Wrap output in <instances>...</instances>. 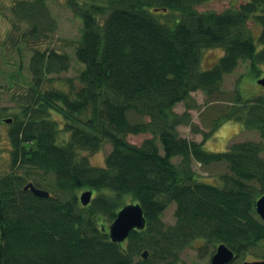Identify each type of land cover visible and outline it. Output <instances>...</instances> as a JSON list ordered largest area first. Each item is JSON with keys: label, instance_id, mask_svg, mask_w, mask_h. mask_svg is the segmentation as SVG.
Instances as JSON below:
<instances>
[{"label": "trees", "instance_id": "obj_1", "mask_svg": "<svg viewBox=\"0 0 264 264\" xmlns=\"http://www.w3.org/2000/svg\"><path fill=\"white\" fill-rule=\"evenodd\" d=\"M209 1L70 0L81 20L73 44L82 68L75 77H57L64 88L54 75L67 70L70 56L30 46V84L18 93L8 86L11 107L2 105L0 84V125H9V165L0 168V264H180L179 252L197 240L226 245L235 254L227 264H235L264 242V220L255 207L264 195V95L235 97L210 132L200 130L190 113L198 107L192 93L202 91L209 106L223 76L240 63L258 75L264 0L232 3L221 12L197 9ZM43 3L16 2L13 26H30L23 38L47 37L56 26L40 10ZM170 11L179 18L160 21ZM250 21L259 27L256 35ZM210 48L222 54L202 67V53ZM178 103L185 104L181 113L174 111ZM232 118L260 139L205 150L208 134ZM181 125L203 139L181 136ZM139 134L149 137L140 144L128 140ZM105 144L111 149L102 166L79 155ZM194 162L225 171L207 180L212 173L201 176ZM29 182L49 196L24 189ZM87 190L92 195L84 205L78 197ZM128 198L140 204L146 225L113 243L108 224ZM172 204L175 221L166 224L162 214Z\"/></svg>", "mask_w": 264, "mask_h": 264}, {"label": "rangeland", "instance_id": "obj_2", "mask_svg": "<svg viewBox=\"0 0 264 264\" xmlns=\"http://www.w3.org/2000/svg\"><path fill=\"white\" fill-rule=\"evenodd\" d=\"M21 0H0V84L6 90L5 100L2 105L11 107L8 102L10 90L15 93L23 92L30 84V74L28 73V59L31 56L30 46L38 45L40 48H54L59 52L66 53L70 56V64L66 71L61 72L58 76L54 75V83L64 88L61 79L66 77H75L82 65L74 58V42L79 38L81 20L73 13L70 6V0H43L44 5L41 11L47 10L50 17L56 21V26L52 31L48 32V36L41 35L38 39L23 38L24 31L30 26L27 23L21 22L18 27L13 26V13L16 2ZM35 1V0H27ZM83 1V0H77ZM246 0H211L205 4L197 6L199 11L215 10L221 12L225 8L231 6L232 3H242ZM173 17L178 19L179 16L175 12L162 13L160 21L170 24ZM15 22V21H14ZM248 27L256 35L259 33V27L252 21L248 22ZM27 42V43H26ZM222 54L219 48L205 49L201 56L202 67H211ZM258 75L250 72V67L247 62L240 63L233 72L225 74L221 81L220 89L217 93L211 95L210 98L214 99L213 103L207 104V96L200 90L192 93L198 107L191 109L192 120L200 130L210 132L215 120L223 117L232 109L235 97L239 96L241 100H249L256 96L264 95V85L258 83V80L264 78V64H259ZM252 70V69H251ZM57 77H61L57 78ZM59 79V80H57ZM7 88V89H6ZM232 105V106H231ZM200 107V108H199ZM185 110L184 103H178L174 111L181 113ZM8 124H1L0 131L2 139L0 141V168L8 169L9 159V142L7 138ZM181 136L201 141L202 133H194L191 128L186 125L178 127ZM62 138H66L67 134L63 133ZM149 134L129 135L128 140L134 144H140ZM254 139L259 140V134L255 130L246 129L241 122L236 119H225L218 125L213 132L208 134V137L203 142V147L207 151H223L232 142ZM109 144L103 145L96 152H89L87 150L80 151L79 155L87 157L89 163L94 166H102L104 164L105 156L110 151ZM176 161V159H174ZM193 168L203 177L212 173L211 176L206 177L211 180L215 174L224 172L223 166H212L203 168L200 164L194 162ZM81 191L78 192V195ZM127 204L132 203L128 198ZM126 204V203H125ZM174 204L169 206L162 214V220L166 224H172L175 221L173 216ZM109 225V224H108ZM214 247L206 243L204 240L194 241L190 246L182 249L179 252L180 264H208L209 257L214 251ZM143 252V251H142ZM141 253V252H140ZM139 253V254H140ZM264 255V242L258 246L253 247L250 254L247 255L246 261L250 260H264L261 259ZM141 256V255H140ZM137 256L134 257L136 260ZM242 260L236 261L235 264H241Z\"/></svg>", "mask_w": 264, "mask_h": 264}, {"label": "water", "instance_id": "obj_3", "mask_svg": "<svg viewBox=\"0 0 264 264\" xmlns=\"http://www.w3.org/2000/svg\"><path fill=\"white\" fill-rule=\"evenodd\" d=\"M258 83L264 85V78L258 80ZM6 123H10L11 119H5ZM24 189L30 191L37 197L49 196L46 189L36 187L32 182L27 183ZM92 192L90 190L84 191L80 195V201L86 205L91 199ZM256 211L259 216L264 220V195L259 197L255 203ZM146 219L144 217L142 208L138 203H131L124 205L118 212L115 219L108 225V236L113 243H121L125 241L131 230H142L145 228ZM148 251L144 250L141 257L146 259ZM234 252L224 244L217 245L215 252L210 258L209 264H227L234 260ZM242 264H264L263 260L260 261H246Z\"/></svg>", "mask_w": 264, "mask_h": 264}, {"label": "flooded vegetation", "instance_id": "obj_4", "mask_svg": "<svg viewBox=\"0 0 264 264\" xmlns=\"http://www.w3.org/2000/svg\"><path fill=\"white\" fill-rule=\"evenodd\" d=\"M214 252H215V249H214V251L212 252L211 256L213 255ZM211 256H210V258H211ZM209 262H210V260H209ZM208 264H209V263H208Z\"/></svg>", "mask_w": 264, "mask_h": 264}]
</instances>
